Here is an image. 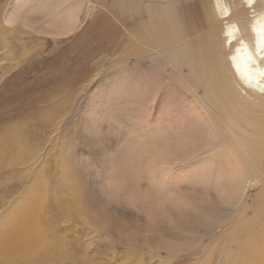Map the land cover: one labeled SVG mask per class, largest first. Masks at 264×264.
<instances>
[{
    "label": "bare ground",
    "instance_id": "6f19581e",
    "mask_svg": "<svg viewBox=\"0 0 264 264\" xmlns=\"http://www.w3.org/2000/svg\"><path fill=\"white\" fill-rule=\"evenodd\" d=\"M105 5L106 0L6 4L2 24L9 39H20L25 30L40 33L38 38L71 36L72 43L59 52L70 63L88 51L89 29L116 37L115 53L107 50L99 61L63 79L89 99L95 117L83 127L96 131L97 145L106 152V176L88 179L82 153L76 159L85 176L70 174L69 146L75 150L76 140L65 138L54 149V209L68 215L63 226L68 237L53 239L61 234L56 222L46 231L40 219L22 215L21 247H36L20 253L23 262L46 263L50 254L57 255L52 262L80 257L74 253L77 244L71 253L66 251L70 243L58 241L69 238L82 239L83 264H153L152 256L125 251L118 259L89 254L96 237L115 230L104 222L113 211L124 223L113 236L130 242L129 248L145 246L158 264L174 263L192 250L203 255L189 264H264V0H112ZM89 78L94 82L87 88ZM168 91L173 96L165 97ZM71 133L84 136L82 129L71 127ZM12 154L13 161L20 159L19 151ZM175 160L186 163L174 165ZM96 190L101 196L92 197ZM219 228L220 237L207 252L192 245ZM217 245L226 250L213 254ZM57 247L59 254L53 252ZM46 251L49 260L41 255ZM163 251L171 259H163Z\"/></svg>",
    "mask_w": 264,
    "mask_h": 264
},
{
    "label": "rangeland",
    "instance_id": "374dc122",
    "mask_svg": "<svg viewBox=\"0 0 264 264\" xmlns=\"http://www.w3.org/2000/svg\"><path fill=\"white\" fill-rule=\"evenodd\" d=\"M8 1L11 2V0H0V264H83L84 253L79 245L83 242L82 239L69 240V238L58 241L60 240L62 244L70 243L66 251L71 253H73L72 243L80 247L79 249L74 247V253L80 256H75V261L72 254L71 258L64 259V262H52L57 255L50 254L52 261L42 263L43 261L38 258H32L29 263H24L20 253L26 254L27 250H35L36 247L22 248L17 228L24 219L21 216L24 215L30 220L40 219L46 231H50V223L56 222L59 225L57 233L61 234H53V237L56 235L53 239H57L60 235L68 237L64 232L66 229H63L64 217L67 214H56L54 209L56 197L54 149L60 147L63 141L66 143L65 138L76 140L75 150L69 146L68 158L73 168L70 174L80 180L85 176L79 174V164L76 159V154L82 153L81 166L88 171V179L92 177L95 181L100 174L106 176L108 165L106 152H103V147L97 145L100 142L96 138V131L90 130L87 125L83 127L84 122L87 124L95 117L94 112L88 110L89 99L80 97L78 91L66 86L63 79L68 81L70 75L85 68L88 62L99 61L105 51L114 52L113 44L116 42V37L106 30L95 33L93 29H89L86 33L89 42L85 41L84 44L88 51L77 62L70 63L65 60L68 55L60 56L59 52L72 43L71 36L38 38L40 33L25 30L20 39H9L4 32V23L2 24ZM111 3L112 0H106L107 6ZM93 82L94 80L89 78L85 83L86 87H92ZM81 88L82 94L85 95L82 86ZM167 94L169 96L165 97L173 96V92L168 91ZM60 116L64 118L60 119ZM71 127L74 132L82 129L84 136H72ZM16 150L20 152V159L13 161L12 153ZM63 153H66L65 150ZM20 167H23V170ZM44 181V185H39ZM30 183L34 185L30 186ZM88 187L91 189L90 183L86 186L90 193ZM114 195L117 196V192ZM98 196H101V192L96 190L92 197ZM253 198L252 193L250 200ZM109 202L114 205V200ZM124 212L126 218H129V214ZM120 215L113 211L107 213L104 219L105 228L111 223L116 228L111 231L112 234L96 237L89 254L97 256L105 254L104 256L112 259H118L125 252L137 258L141 254L140 258L147 259V256H152V263L158 264L155 254L149 253L145 246L135 243L129 248L130 242L118 241L113 236L124 224ZM222 229L219 228L215 236H203L193 240L192 245L195 248L202 245L203 250L207 252L212 241L220 237ZM224 250L226 249L223 246L217 245L213 254L215 251ZM59 251L57 247L53 252L59 254ZM192 253L182 255L176 262L168 264H189L203 255V253ZM41 255L43 259L49 260L48 251L42 252ZM160 256L163 259H171L167 251L161 252ZM214 258H217L216 255ZM217 263L218 261L215 260L214 264Z\"/></svg>",
    "mask_w": 264,
    "mask_h": 264
},
{
    "label": "snow or ice",
    "instance_id": "6c2138e0",
    "mask_svg": "<svg viewBox=\"0 0 264 264\" xmlns=\"http://www.w3.org/2000/svg\"><path fill=\"white\" fill-rule=\"evenodd\" d=\"M262 62H264V57L261 58ZM186 161H182V160H175L173 161L174 165H181V164H185Z\"/></svg>",
    "mask_w": 264,
    "mask_h": 264
},
{
    "label": "clouds",
    "instance_id": "9594fccd",
    "mask_svg": "<svg viewBox=\"0 0 264 264\" xmlns=\"http://www.w3.org/2000/svg\"><path fill=\"white\" fill-rule=\"evenodd\" d=\"M158 207H159V211H160L161 213H163V212L165 211L164 208H163V205H162V204L159 205Z\"/></svg>",
    "mask_w": 264,
    "mask_h": 264
}]
</instances>
